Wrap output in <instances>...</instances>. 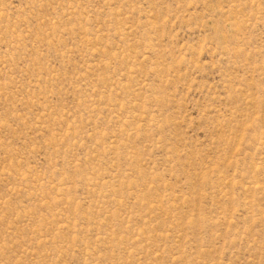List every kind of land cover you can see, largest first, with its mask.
Returning a JSON list of instances; mask_svg holds the SVG:
<instances>
[{"label":"rangeland","instance_id":"1","mask_svg":"<svg viewBox=\"0 0 264 264\" xmlns=\"http://www.w3.org/2000/svg\"><path fill=\"white\" fill-rule=\"evenodd\" d=\"M0 264H264V0H0Z\"/></svg>","mask_w":264,"mask_h":264}]
</instances>
